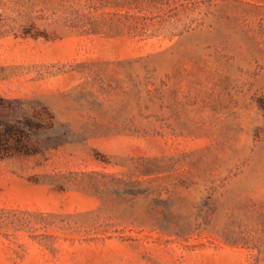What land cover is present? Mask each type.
<instances>
[{"label": "rangeland", "instance_id": "1", "mask_svg": "<svg viewBox=\"0 0 264 264\" xmlns=\"http://www.w3.org/2000/svg\"><path fill=\"white\" fill-rule=\"evenodd\" d=\"M0 264H264V0H0Z\"/></svg>", "mask_w": 264, "mask_h": 264}, {"label": "trees", "instance_id": "2", "mask_svg": "<svg viewBox=\"0 0 264 264\" xmlns=\"http://www.w3.org/2000/svg\"><path fill=\"white\" fill-rule=\"evenodd\" d=\"M10 132L11 129H7L4 133L0 132V148L4 149V150H8L9 148V138H10ZM4 155H0V159L3 158Z\"/></svg>", "mask_w": 264, "mask_h": 264}]
</instances>
